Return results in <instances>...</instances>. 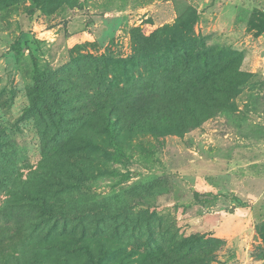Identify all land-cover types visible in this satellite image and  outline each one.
Here are the masks:
<instances>
[{"label": "rangeland", "instance_id": "rangeland-1", "mask_svg": "<svg viewBox=\"0 0 264 264\" xmlns=\"http://www.w3.org/2000/svg\"><path fill=\"white\" fill-rule=\"evenodd\" d=\"M0 264H264V0H0Z\"/></svg>", "mask_w": 264, "mask_h": 264}, {"label": "trees", "instance_id": "trees-1", "mask_svg": "<svg viewBox=\"0 0 264 264\" xmlns=\"http://www.w3.org/2000/svg\"><path fill=\"white\" fill-rule=\"evenodd\" d=\"M119 249V247H117V248H114V250H118Z\"/></svg>", "mask_w": 264, "mask_h": 264}]
</instances>
